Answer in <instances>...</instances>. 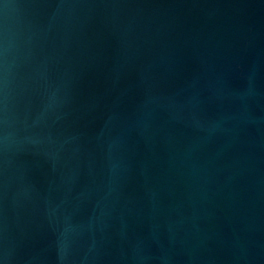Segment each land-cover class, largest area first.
Wrapping results in <instances>:
<instances>
[{
	"label": "water",
	"instance_id": "water-1",
	"mask_svg": "<svg viewBox=\"0 0 264 264\" xmlns=\"http://www.w3.org/2000/svg\"><path fill=\"white\" fill-rule=\"evenodd\" d=\"M0 264H264V0H0Z\"/></svg>",
	"mask_w": 264,
	"mask_h": 264
}]
</instances>
